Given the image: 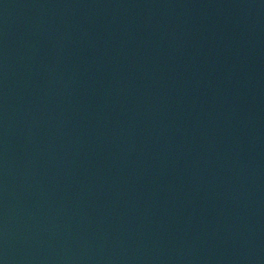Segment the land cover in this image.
<instances>
[{
    "label": "water",
    "instance_id": "obj_1",
    "mask_svg": "<svg viewBox=\"0 0 264 264\" xmlns=\"http://www.w3.org/2000/svg\"><path fill=\"white\" fill-rule=\"evenodd\" d=\"M0 264H264L262 0H0Z\"/></svg>",
    "mask_w": 264,
    "mask_h": 264
}]
</instances>
